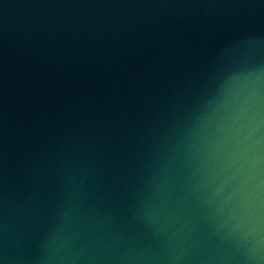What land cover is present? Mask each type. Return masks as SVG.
<instances>
[{
  "label": "water",
  "instance_id": "water-1",
  "mask_svg": "<svg viewBox=\"0 0 264 264\" xmlns=\"http://www.w3.org/2000/svg\"><path fill=\"white\" fill-rule=\"evenodd\" d=\"M0 264H264V0H0Z\"/></svg>",
  "mask_w": 264,
  "mask_h": 264
}]
</instances>
